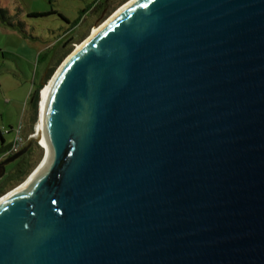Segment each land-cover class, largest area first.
<instances>
[{
    "label": "water",
    "instance_id": "obj_1",
    "mask_svg": "<svg viewBox=\"0 0 264 264\" xmlns=\"http://www.w3.org/2000/svg\"><path fill=\"white\" fill-rule=\"evenodd\" d=\"M41 113L0 264H264V0H133Z\"/></svg>",
    "mask_w": 264,
    "mask_h": 264
},
{
    "label": "rangeland",
    "instance_id": "obj_2",
    "mask_svg": "<svg viewBox=\"0 0 264 264\" xmlns=\"http://www.w3.org/2000/svg\"><path fill=\"white\" fill-rule=\"evenodd\" d=\"M102 1L0 0V10L5 17V20L0 18V149L13 140L19 126L23 146L26 145L40 116L42 90L59 66L91 35L93 28L130 0H114L100 16ZM84 10L87 11L82 15ZM39 83L38 111L32 122L30 93ZM29 148L28 174L18 183L9 179L21 158L8 163L5 174L0 177L3 191L0 196L22 184L41 162L44 146L32 142ZM2 156L0 154V160L4 159Z\"/></svg>",
    "mask_w": 264,
    "mask_h": 264
},
{
    "label": "trees",
    "instance_id": "obj_3",
    "mask_svg": "<svg viewBox=\"0 0 264 264\" xmlns=\"http://www.w3.org/2000/svg\"><path fill=\"white\" fill-rule=\"evenodd\" d=\"M87 10H84L82 11V15L84 13H86ZM4 11L3 10H0V18L2 20H5V17L3 16L4 14ZM75 25V24H74ZM73 27V26H72ZM42 56V59H44L43 57L45 55H41ZM40 57V56H38ZM53 68V67H52ZM52 68L50 69V72L52 71ZM41 88V83H39V85H37V87L35 89L32 90V92L30 93V119L32 120V122L34 121V119L36 118V115H37V111H38V104H39V90ZM1 134V133H0ZM3 140V139H2ZM10 146V143L8 144L7 147H3L2 149H0V154L3 155V153L9 148ZM24 146H22L19 150H21ZM18 150V151H19ZM17 151V152H18ZM16 153V152H15ZM31 153V148H29L24 154H22L19 158H21L18 163L15 164L14 166V170L12 171L11 174H13L9 179H12L14 180L15 182H20L22 181L26 175L28 174V171L30 170L29 166H27V163H28V158H29V154ZM11 156V155H10ZM9 157V156H7ZM7 157H4V158H7ZM18 159V158H17ZM24 164V165H22ZM2 190V187H0V193H2L3 191Z\"/></svg>",
    "mask_w": 264,
    "mask_h": 264
},
{
    "label": "bare ground",
    "instance_id": "obj_4",
    "mask_svg": "<svg viewBox=\"0 0 264 264\" xmlns=\"http://www.w3.org/2000/svg\"><path fill=\"white\" fill-rule=\"evenodd\" d=\"M133 0H130V1H128V2H126L124 5H122L120 8H118L111 16H109L102 24H100L98 27H95V28H93V30H92V32H91V35L92 34H94L95 32H97L111 17H113L115 14H117L119 11H121L123 8H125L130 2H132ZM90 35V36H91ZM89 36V37H90ZM88 37V38H89ZM87 38V39H88ZM87 39H85L81 44H79L77 47H76V49L77 48H79ZM75 49V50H76ZM74 50V51H75ZM48 88H49V83H48V85L46 86V87H44V89L42 90V98H41V108H40V116H39V120L37 121V123H36V126H35V128H36V130L38 131V134H37V137H38V139H39V141H40V143L44 146V148H45V150L47 151V144H46V141H45V139H44V136H43V134H42V121H41V119H42V108H43V104H44V99H45V96H46V93H47V90H48ZM42 162H43V160H41V162H40V165L42 164ZM39 165V166H40ZM39 166H38V168H39ZM25 185V182L24 183H22V184H20L19 186H17L16 188H14V189H12V190H10L9 192H7L5 195H3L2 197H0V202L2 201V200H4L7 196H9L10 194H12L13 192H15V191H17V190H19V189H21L23 186Z\"/></svg>",
    "mask_w": 264,
    "mask_h": 264
},
{
    "label": "built area",
    "instance_id": "obj_5",
    "mask_svg": "<svg viewBox=\"0 0 264 264\" xmlns=\"http://www.w3.org/2000/svg\"><path fill=\"white\" fill-rule=\"evenodd\" d=\"M21 126L18 127L17 131L15 132L13 140L10 142L9 148L3 153L2 158L10 156L17 152L24 144L23 137L19 134ZM8 132V130H5Z\"/></svg>",
    "mask_w": 264,
    "mask_h": 264
},
{
    "label": "flooded vegetation",
    "instance_id": "obj_6",
    "mask_svg": "<svg viewBox=\"0 0 264 264\" xmlns=\"http://www.w3.org/2000/svg\"><path fill=\"white\" fill-rule=\"evenodd\" d=\"M113 2H114V0H103L102 1L101 7H100V11H99L100 16L103 15V13L107 10L109 5H111ZM3 160L1 159L0 162L3 161ZM5 167H6V165H5ZM1 172H2V166L0 165V174H1ZM4 174H5V172L0 177H2Z\"/></svg>",
    "mask_w": 264,
    "mask_h": 264
}]
</instances>
